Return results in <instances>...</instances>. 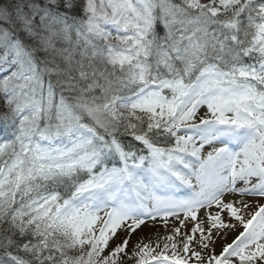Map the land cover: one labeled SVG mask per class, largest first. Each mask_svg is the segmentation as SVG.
<instances>
[{
  "label": "snow or ice",
  "instance_id": "snow-or-ice-1",
  "mask_svg": "<svg viewBox=\"0 0 264 264\" xmlns=\"http://www.w3.org/2000/svg\"><path fill=\"white\" fill-rule=\"evenodd\" d=\"M261 201L264 0H0V264H264Z\"/></svg>",
  "mask_w": 264,
  "mask_h": 264
},
{
  "label": "rangeland",
  "instance_id": "rangeland-1",
  "mask_svg": "<svg viewBox=\"0 0 264 264\" xmlns=\"http://www.w3.org/2000/svg\"><path fill=\"white\" fill-rule=\"evenodd\" d=\"M261 202H264V201H261ZM214 210L215 209H212V211H214ZM203 214H204L203 211H201L200 212V215L203 216ZM172 226H179V225H178V222L176 220L170 218V220H169V229H171ZM189 227H191V224H189ZM157 230L159 231L160 234H165L164 233V229H163L162 226H158L157 229H150L147 226H145L144 228H142L139 232H137L132 237V241H131V243L128 246L129 250H131L132 245L136 243V240H137V237L138 236H140L141 234H144V235H147V236H152V238L154 239L155 237H154L153 234ZM184 230H186V229H182V231H184ZM235 234L236 233H229L228 236L226 237V239H224V240H218L217 243H216V245H215L217 252L220 251V248H221V246H222L223 243H225V242H231V240L234 239ZM124 235L125 234L123 232H120L118 234V236L116 237V239L112 241V245H115L116 243L120 242V240L123 238ZM145 242H147V241H145Z\"/></svg>",
  "mask_w": 264,
  "mask_h": 264
}]
</instances>
